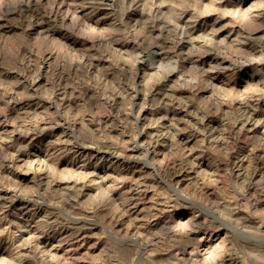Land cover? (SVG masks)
<instances>
[{"label": "rangeland", "instance_id": "obj_1", "mask_svg": "<svg viewBox=\"0 0 264 264\" xmlns=\"http://www.w3.org/2000/svg\"><path fill=\"white\" fill-rule=\"evenodd\" d=\"M62 1L0 0V264H264V0Z\"/></svg>", "mask_w": 264, "mask_h": 264}, {"label": "bare ground", "instance_id": "obj_2", "mask_svg": "<svg viewBox=\"0 0 264 264\" xmlns=\"http://www.w3.org/2000/svg\"><path fill=\"white\" fill-rule=\"evenodd\" d=\"M62 1V0H61ZM63 2V1H62ZM22 4V3H21ZM21 4H20V6H21ZM33 3H31V5H32ZM60 4V3H59ZM18 5H19V3H18ZM27 5V4H26ZM40 5V4H39ZM33 6V5H32ZM34 7V6H33ZM35 7H36V5H35ZM39 7V6H38ZM38 7L36 8V10H38ZM23 8H24V6H23ZM32 8V7H31ZM40 8H43V6L42 7H40ZM27 9V8H26ZM33 9V8H32ZM44 9V8H43ZM56 9V8H55ZM28 10V9H27ZM45 10V9H44ZM51 10V9H50ZM10 11V10H9ZM31 11V10H30ZM19 12H21V11H19ZM38 13L40 12V11H37ZM14 13V12H13ZM42 13H43V11H42ZM55 13V12H54ZM9 14H11V13H9ZM15 14V13H14ZM25 14V13H24ZM34 14V13H33ZM32 14V15H33ZM35 14H37V13H35ZM41 14V13H40ZM48 14V13H47ZM53 14V13H52ZM6 15H7V13H6ZM12 15V14H11ZM19 15H20V13H19ZM22 15H23V13H22ZM43 15V14H42ZM41 15V16H42ZM51 15V14H50ZM59 15V14H58ZM28 16H30V15H28ZM49 16V15H48ZM54 16H55V14H54ZM37 17H38V15H37ZM47 17V16H46ZM132 17V16H131ZM49 18V17H48ZM48 18H45V20L47 19L48 20ZM52 18V17H51ZM54 19V18H53ZM40 20V19H39ZM50 20V19H49ZM162 22V21H161ZM19 26V25H18ZM148 26V25H147ZM191 33V32H190ZM169 34H171V33H169ZM171 36V35H170ZM166 37V36H165ZM188 38V37H187ZM188 47V46H187ZM145 57V56H144ZM163 58V57H162ZM147 60V59H146ZM159 60V59H158ZM151 64V63H150ZM260 66H264V61H262L261 63H258Z\"/></svg>", "mask_w": 264, "mask_h": 264}]
</instances>
